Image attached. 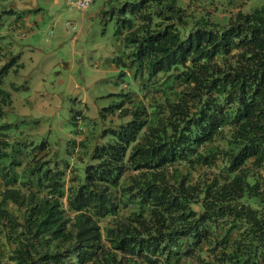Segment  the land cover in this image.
Returning <instances> with one entry per match:
<instances>
[{"label": "trees", "instance_id": "obj_1", "mask_svg": "<svg viewBox=\"0 0 264 264\" xmlns=\"http://www.w3.org/2000/svg\"><path fill=\"white\" fill-rule=\"evenodd\" d=\"M189 1L100 7L142 96L103 106L129 117L82 180L44 140L11 157L0 122V264H264V0L223 21ZM17 57L0 50V119Z\"/></svg>", "mask_w": 264, "mask_h": 264}, {"label": "rangeland", "instance_id": "obj_2", "mask_svg": "<svg viewBox=\"0 0 264 264\" xmlns=\"http://www.w3.org/2000/svg\"><path fill=\"white\" fill-rule=\"evenodd\" d=\"M261 1L189 4L197 9L195 15L208 11L210 18L223 21ZM103 4L106 0H94L82 13L64 0H0V50L18 55L17 65L2 79L10 92L0 119L9 123V155L18 158L20 150L31 155L44 140L49 165L56 162L63 169L65 183L73 172L82 180L93 145L107 139L108 132L102 130L129 117L117 110L102 116L103 106L119 101L124 92L133 100L142 96L131 55L113 33V18L102 15ZM65 21L75 27L65 26ZM119 58L124 63L117 62ZM75 112L79 117L71 119ZM80 137H85L83 150L74 147ZM72 140L74 148L68 152Z\"/></svg>", "mask_w": 264, "mask_h": 264}, {"label": "built area", "instance_id": "obj_3", "mask_svg": "<svg viewBox=\"0 0 264 264\" xmlns=\"http://www.w3.org/2000/svg\"><path fill=\"white\" fill-rule=\"evenodd\" d=\"M93 1L94 0H65V3L75 6L83 13L85 9L87 8V6ZM64 24L65 26H68L71 28L75 27L74 22L65 21Z\"/></svg>", "mask_w": 264, "mask_h": 264}, {"label": "crops", "instance_id": "obj_4", "mask_svg": "<svg viewBox=\"0 0 264 264\" xmlns=\"http://www.w3.org/2000/svg\"><path fill=\"white\" fill-rule=\"evenodd\" d=\"M65 1V0H64ZM10 9V8H9Z\"/></svg>", "mask_w": 264, "mask_h": 264}]
</instances>
